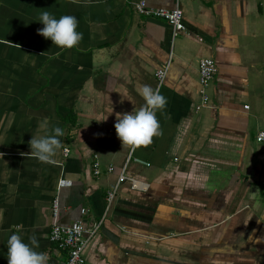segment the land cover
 <instances>
[{"label":"crops","instance_id":"0c3cea01","mask_svg":"<svg viewBox=\"0 0 264 264\" xmlns=\"http://www.w3.org/2000/svg\"><path fill=\"white\" fill-rule=\"evenodd\" d=\"M134 1L0 0V264L12 234L25 243L35 235V251L63 261L48 238L55 196L58 222L89 225L103 214L129 151L116 116L144 105V85L167 98L157 112L163 136L134 152L149 165L126 164L85 264H264V144L255 140L264 129V0H146L182 8L186 29L174 36ZM45 11L77 18V47L38 34ZM201 57L217 69L196 108ZM45 120L70 149L54 165L27 155ZM60 176L72 184L58 187Z\"/></svg>","mask_w":264,"mask_h":264},{"label":"clouds","instance_id":"9594fccd","mask_svg":"<svg viewBox=\"0 0 264 264\" xmlns=\"http://www.w3.org/2000/svg\"><path fill=\"white\" fill-rule=\"evenodd\" d=\"M71 3L79 4L80 0H71ZM40 22L44 27L38 30V34L45 39H50L60 49H73L83 39V34L77 31L78 20L75 16L63 15L56 19L45 11L40 17ZM140 95L145 102L144 105L135 112L117 113V122L114 125L122 147H127L131 152L147 148L152 145L154 137L163 136L157 112H164L168 103L167 98L161 94L159 87L154 89L150 85L142 86ZM39 127L45 134L40 137L32 136L29 141L31 152L27 155L41 163L54 165L57 163L54 157L63 148L59 137L64 135V131L58 126L49 129L47 120L43 121ZM22 155L25 154L22 153ZM75 230L79 232V226H76ZM7 245L8 264H48V255L35 251V248L39 247L35 235L30 237L29 243H25L18 234H12Z\"/></svg>","mask_w":264,"mask_h":264},{"label":"built area","instance_id":"2783aa9c","mask_svg":"<svg viewBox=\"0 0 264 264\" xmlns=\"http://www.w3.org/2000/svg\"><path fill=\"white\" fill-rule=\"evenodd\" d=\"M133 7L141 14L147 17H155L164 19L170 26L173 32V36L184 31L186 29L184 23V16L182 8L176 4L173 7H160V6H151L147 4L146 0H135L133 2ZM167 64L159 67L155 74L158 81V86L163 80V77L167 71ZM217 69L215 60L212 57H201L198 60V73H199V82L201 85V102L197 104L196 108H199L201 105H204L208 101V95L205 91L207 85L212 80ZM245 108L248 107V104L244 105ZM264 129H259L255 133V140L257 142L264 144ZM69 147L65 146L63 148V154L67 155L69 152ZM133 161L143 165H149L150 162L137 156L134 152L130 150L127 153L125 163L121 169V173L118 176L117 181L113 184L111 188L106 191L105 195V207L103 214L97 219L92 221L89 225L85 223L82 219H75L70 222L61 223L57 221L58 215V198L55 196L52 199L51 203V216L53 218L50 228H49V241L51 244H54L59 250L64 252L63 261L59 262L57 260L48 259V264H85V249L89 240L98 232L106 213L109 211L114 198L118 192V186L120 181L124 177V169L128 162ZM93 172L98 175L101 172L100 162L98 160V154L94 153L93 160ZM113 165L109 164L107 166V171H112ZM63 181V183H62ZM72 180L64 176H60L57 181V186L71 185ZM81 214L86 212L85 208L80 209ZM76 226H79L80 231L77 232Z\"/></svg>","mask_w":264,"mask_h":264}]
</instances>
